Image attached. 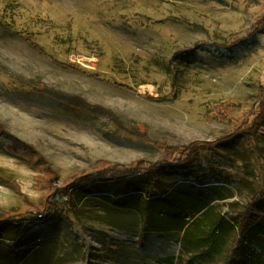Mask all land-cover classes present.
Segmentation results:
<instances>
[{
  "label": "rangeland",
  "instance_id": "obj_1",
  "mask_svg": "<svg viewBox=\"0 0 264 264\" xmlns=\"http://www.w3.org/2000/svg\"><path fill=\"white\" fill-rule=\"evenodd\" d=\"M262 18L264 0H0V220L16 212L0 227V264H222L236 231L219 254L178 232L142 243L137 213L70 183L99 175L98 162H165L162 192H213L210 216L232 224L248 209L264 218V121L245 131L264 33L234 45ZM238 130L170 167L193 142ZM128 185L144 196L149 178L138 169Z\"/></svg>",
  "mask_w": 264,
  "mask_h": 264
},
{
  "label": "trees",
  "instance_id": "obj_2",
  "mask_svg": "<svg viewBox=\"0 0 264 264\" xmlns=\"http://www.w3.org/2000/svg\"><path fill=\"white\" fill-rule=\"evenodd\" d=\"M254 26L247 39L239 40L234 45H243L255 34L264 33V18L260 19ZM25 40L44 54L43 50L34 44L29 37H26ZM53 61L61 68L74 69L70 65ZM119 87L129 89L122 85ZM259 96V103L256 106L257 115L245 124L247 126L245 131L251 134L264 121V86L259 90ZM236 133L239 135L243 131L238 130L230 138H222V140L215 142H193L185 148L184 157L177 160L173 166H169L190 168L193 166L192 160L196 157L197 149H208L229 142L236 138ZM158 148L163 150L165 154L178 152L176 148H167L166 146H159ZM165 165V162L146 164L144 161H137V163L120 167L118 164L98 162L95 168L100 170L99 175L84 176L80 180L70 183V186L76 189H91L90 192L97 194L108 204H112L120 210L137 213L140 219L139 242L144 243L146 236L151 237L154 233L178 232L182 234L180 242H183L188 248L197 250L203 247L200 250L201 254H219L224 244L222 239L224 235L236 231L222 264H264V218L248 209L239 215L234 224L225 221L223 218L214 219L210 215L213 213L212 203L215 197L213 192H209L214 188L210 186L205 189L206 192H209L208 195L197 194L182 188L177 189V193H175L176 191H168V188L162 192L156 173L166 168L167 165ZM138 169H143L145 176L149 178L150 186L144 196L129 190L128 177L138 173ZM95 184H97L96 187L92 189V185ZM81 199L80 196L77 200L80 201ZM15 213L2 215L0 227L9 221L11 214ZM186 219H190V222H186ZM25 260L22 257L20 264H29V262L24 263ZM163 262L176 264L174 257H168Z\"/></svg>",
  "mask_w": 264,
  "mask_h": 264
},
{
  "label": "crops",
  "instance_id": "obj_3",
  "mask_svg": "<svg viewBox=\"0 0 264 264\" xmlns=\"http://www.w3.org/2000/svg\"><path fill=\"white\" fill-rule=\"evenodd\" d=\"M55 256L58 258V261H59V263L61 264V262H60V257H61V255H57V254H55Z\"/></svg>",
  "mask_w": 264,
  "mask_h": 264
}]
</instances>
